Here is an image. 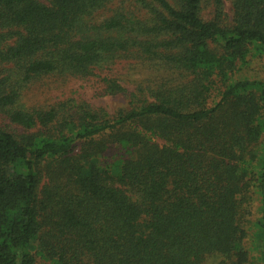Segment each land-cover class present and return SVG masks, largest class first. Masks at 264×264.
Wrapping results in <instances>:
<instances>
[{
	"label": "trees",
	"instance_id": "16d2710c",
	"mask_svg": "<svg viewBox=\"0 0 264 264\" xmlns=\"http://www.w3.org/2000/svg\"><path fill=\"white\" fill-rule=\"evenodd\" d=\"M230 3L0 0V264H264V0ZM53 77L92 92L30 105Z\"/></svg>",
	"mask_w": 264,
	"mask_h": 264
},
{
	"label": "rangeland",
	"instance_id": "374dc122",
	"mask_svg": "<svg viewBox=\"0 0 264 264\" xmlns=\"http://www.w3.org/2000/svg\"><path fill=\"white\" fill-rule=\"evenodd\" d=\"M227 10H230V0H226ZM108 10L101 12L98 18L102 20L108 15ZM209 10L206 11L208 16ZM135 62V61H134ZM116 69V68H115ZM116 72L122 76V82L128 89V92L134 90L135 80L146 76V71L138 66L128 65L125 70L122 69V65L117 67ZM236 76H244L250 79H264V55L258 57H250L248 63L242 67L236 74ZM97 81V79H96ZM137 81V80H136ZM92 83L83 84L75 80H62L58 78H46L45 80L39 81L34 85H31L26 93V101L30 105H44L48 106L57 103L60 100H64L71 96H75L77 91H83L91 94ZM127 93L119 94L117 96H105L98 98L96 101L101 106H105L110 112H116L121 108H128L130 106V98ZM217 98V94H216ZM116 150L110 151V154L115 153ZM260 214L257 212L256 207L253 208L252 214L248 216L246 227L248 229L247 244L248 246L252 243L253 234V223L259 218ZM251 239V241H249ZM212 259L208 260L205 264H211Z\"/></svg>",
	"mask_w": 264,
	"mask_h": 264
}]
</instances>
